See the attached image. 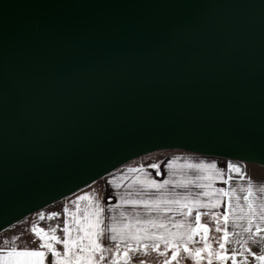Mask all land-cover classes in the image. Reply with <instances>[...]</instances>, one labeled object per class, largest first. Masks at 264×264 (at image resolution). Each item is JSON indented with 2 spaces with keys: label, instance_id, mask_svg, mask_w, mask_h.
Here are the masks:
<instances>
[{
  "label": "water",
  "instance_id": "obj_1",
  "mask_svg": "<svg viewBox=\"0 0 264 264\" xmlns=\"http://www.w3.org/2000/svg\"><path fill=\"white\" fill-rule=\"evenodd\" d=\"M161 150L264 166V0H0V233Z\"/></svg>",
  "mask_w": 264,
  "mask_h": 264
},
{
  "label": "snow or ice",
  "instance_id": "obj_2",
  "mask_svg": "<svg viewBox=\"0 0 264 264\" xmlns=\"http://www.w3.org/2000/svg\"><path fill=\"white\" fill-rule=\"evenodd\" d=\"M180 159L176 157L167 162L169 178L163 182L152 178L143 166L128 168L127 173L133 178L127 188L138 187L134 193H117L120 203L109 208L113 215L107 218L108 223H105V209L99 200L92 194L81 195L72 202L74 210L63 208L62 227L56 225L46 229L32 224L31 232L40 241L38 248H19L15 241L10 248L0 247V264H46L49 254L51 264H104L105 261L107 264H132L135 256L146 257L150 252L164 257L163 264H173V261L180 264L181 253L194 264H227L228 261L249 264L248 255L254 257L257 264H264V254L252 252L250 248L255 244L264 252V198H261L264 185L254 186L241 166L231 162L225 170L215 162L185 160L180 164ZM148 167L160 174L159 163ZM235 177L246 180V186H233L231 182ZM125 179L122 175L109 183L120 189ZM217 181L228 187H215ZM192 186L200 191L193 193ZM81 201L87 202L86 207L81 208ZM222 204H226L222 214L213 211ZM125 206L142 207L145 215L142 217L139 211L130 214L124 210ZM117 209L119 215L115 214ZM201 209L207 211L201 212ZM59 216L60 213L53 212L47 219ZM175 216L182 219H175ZM203 216L210 217V221L215 222L214 231L222 235L211 236L209 223L201 222ZM39 219L43 221L45 214L40 213ZM61 231L63 237L57 234ZM105 234L115 243L114 251L102 245ZM195 237H199V241ZM196 243L202 246L190 247ZM233 244L238 247H228ZM56 245H62L63 251ZM108 252H111V259L106 256ZM140 264H147V261L141 259Z\"/></svg>",
  "mask_w": 264,
  "mask_h": 264
},
{
  "label": "crops",
  "instance_id": "obj_3",
  "mask_svg": "<svg viewBox=\"0 0 264 264\" xmlns=\"http://www.w3.org/2000/svg\"><path fill=\"white\" fill-rule=\"evenodd\" d=\"M176 157L181 158L178 161V163H180V164L184 163L185 160H188V161H191L194 163H199L200 161H205L206 163L215 162L219 168L225 169V170L227 169V164L229 163L224 158L205 156V155L192 153V152H188V151H184V150L156 151L154 153H151V154H148V155H145L143 157H140L138 159L133 160L132 162L114 170L113 172L107 174L103 178H101V179L97 180L96 182L88 185L87 187L77 191L76 193H74V194H72V195H70V196H68V197H66L60 201H57V202L49 205L48 207H46L42 210H45V209L50 208V207L59 208L61 206V208H62L61 225L63 226V222L65 219V216L63 213V208L65 206H67L70 209L74 210V205L72 204L73 201H75L81 195L92 194L95 197V199L99 200V202L101 203V206L104 207L105 212L103 215L106 218L105 223H108L107 218L110 217L111 215H113V213L111 211H109V208L114 207L115 205L120 203V197L117 193L119 192L120 194H123V193L128 192V191H133V193H134V189L138 187V186H134V189H128L127 188V184L130 183L131 179L133 178L132 174L127 173L128 168H130V167L131 168H138L140 166H143L146 169V171L151 174L152 178H154L158 182H163V180L169 178L168 170L166 168L167 162L173 158H176ZM153 163H159L160 164V174L159 175L156 174V170L148 167L150 164H153ZM122 175L126 177V179L124 181H122V187L120 189L114 188L112 186V184L109 183V181H111L114 178H118ZM176 178H178V177H176ZM233 183H234V180L231 182V184H233ZM215 187H228V185H224L222 182L217 181L215 184ZM173 190L180 191V192L185 191L184 189H173ZM190 190L193 193L200 191L199 189L195 188L194 186H192ZM86 205H87L86 201H81V208L86 207ZM225 206H226V204H222V206L219 209H215L213 211H216V212H219L222 214L225 210ZM124 210L130 214H132L136 211H139L142 217L145 215L142 207H138V208L134 209L132 206H125ZM200 211L204 212L207 210L201 209ZM36 214L37 213H35L31 216H35ZM115 214L119 215V209H117ZM153 215H155V214L153 213ZM166 215H171V214H166ZM194 215H195V210L193 212V217H194ZM205 217H208V216H205ZM175 219H182V217L175 216ZM208 220H209V226L212 228L213 222L210 221V217H208ZM61 237H63L62 231H61ZM194 239L196 241H199V237H195ZM101 243L105 248L111 249L112 251L115 250V243L110 241V239L108 238V234H105L102 237ZM200 245H202V244L196 243L194 245H191L190 247H199ZM0 247H2V246H0ZM5 247L10 248L12 246L10 245V246H5ZM18 247L19 248L27 247L30 249L38 248V246H23V247L18 246ZM56 247H58L57 249H59L61 252L63 251L62 245H59V246L56 245ZM228 247H230V248L231 247H238V245L233 244V245H229ZM250 248L251 249H261V246L252 244V245H250ZM262 253H264V252H262ZM106 256L108 257V259H111V252L106 253ZM169 256H171V254ZM163 260H164V257H155V260L150 259L147 262V264H163ZM51 261H52V258H51V255L49 254V257L46 260V264H51ZM104 264H107V261H105ZM132 264H140V261H136V260L132 261ZM173 264H175V261H173ZM180 264H183V262L181 260H180Z\"/></svg>",
  "mask_w": 264,
  "mask_h": 264
},
{
  "label": "rangeland",
  "instance_id": "obj_4",
  "mask_svg": "<svg viewBox=\"0 0 264 264\" xmlns=\"http://www.w3.org/2000/svg\"><path fill=\"white\" fill-rule=\"evenodd\" d=\"M233 164L241 166V168L244 170L246 174V177L252 181L254 186L259 187L260 185H264V166H260V165H256L252 163H248V164L246 163L243 165L237 164V163H233ZM246 183H247L246 180L241 181L239 180V177H235L234 183L232 185L233 186H237V185L246 186ZM261 198H264V195H262ZM53 212L60 213V216L56 219L48 220L47 216ZM40 213L45 214V219L43 221L39 219ZM61 214H62V208L60 206L59 208L50 207L45 210H42L41 212L40 211L37 212L35 216L30 215L26 217L25 219L13 224L12 226L8 227L7 229H5L4 231L0 233V246L2 247L10 246V245L14 246L13 241H15V246H22V247L23 246H39V243H40L39 239L35 236L34 233L31 232L32 224L35 223L39 227H43L46 229L52 226H56V225L62 226L61 225V217H62ZM212 222H213L212 228L210 227L212 231L210 232V235L213 237H219L220 235H222V233H216L214 231L215 222L214 221ZM202 223H209L208 217H205V216L202 217ZM229 230L231 231V226L229 227ZM57 234L61 236V232H58ZM5 242H7L6 245H5ZM213 246L218 247V244H214ZM251 251L257 254H264L262 253L261 249H251ZM170 254L171 252L169 251L168 255ZM155 257H159L156 252H150V254L146 257L143 256L142 254H138L137 256L134 257L133 261L135 260L140 261L141 259H144L148 262L150 259L155 260ZM238 259L240 258L238 257ZM247 259L249 261V264H257L254 257H252L251 255H248ZM180 260L183 262V264H194V262L191 259L185 258L183 253H181ZM204 264H206V262H204ZM227 264H231V261H228Z\"/></svg>",
  "mask_w": 264,
  "mask_h": 264
},
{
  "label": "trees",
  "instance_id": "obj_5",
  "mask_svg": "<svg viewBox=\"0 0 264 264\" xmlns=\"http://www.w3.org/2000/svg\"><path fill=\"white\" fill-rule=\"evenodd\" d=\"M226 161L231 162V163L241 164V165L246 164L245 162H241V161H237V160H228V159H226Z\"/></svg>",
  "mask_w": 264,
  "mask_h": 264
}]
</instances>
